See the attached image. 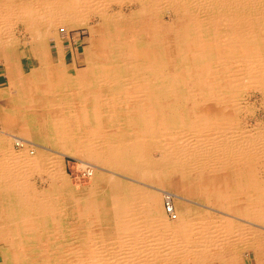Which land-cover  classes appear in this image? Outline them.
Instances as JSON below:
<instances>
[{
    "label": "bare ground",
    "instance_id": "bare-ground-1",
    "mask_svg": "<svg viewBox=\"0 0 264 264\" xmlns=\"http://www.w3.org/2000/svg\"><path fill=\"white\" fill-rule=\"evenodd\" d=\"M127 2H138L141 6L139 12L129 17L133 20V25L134 21L136 23L139 19L138 15L143 13L147 16L151 13L154 15L152 16L157 26V33L150 34L151 31H148L149 36L144 34L141 36L136 31L130 35L133 36L132 39L126 38L124 29L127 26L125 25L131 22L121 12H111V4L122 5ZM161 3L177 15V20H165L160 7L154 6ZM92 21H96L98 25L91 26ZM19 23L26 29L22 38L11 32L12 30L9 31L13 24ZM168 23L174 25L173 30L176 32L171 38L165 31ZM55 25L57 27L61 25L66 32H69L71 28L86 26L96 36L94 40H91L89 47H84L85 58L82 61L84 68L77 71L76 76H68L61 69L59 74L54 72L53 78L47 74L49 73L47 68L53 59V56L48 54L49 48L47 49L46 46V37L49 35L55 36L56 41L53 45L59 58L56 63L62 67L65 66L66 51L58 31L51 33L43 30L45 27L50 28ZM109 30L112 31L108 33ZM100 32L103 33L100 34ZM22 41L38 60L39 65L30 76H27L25 82L30 81L31 84H35V81L47 79V83L52 84L50 80L57 76L59 80L57 82H60L58 85L71 83V79L72 83L84 85L78 87V91H74L77 89L69 90L70 97L76 98L79 103L76 106L79 109L76 114L65 113L63 110L65 106L48 108L50 113L39 114L37 111L36 123H30L23 132L37 133L50 142L62 140L63 144L69 143L68 146L65 145L68 148L64 146L65 151L85 154V156L87 154L92 161H98L116 170L115 173L110 174L133 176L140 179V183L144 186L147 184L143 181L147 180L168 185L180 182L179 185L184 191L181 192L185 193L188 191L187 188L192 186L190 182L195 180L196 186L201 189V195L207 203L222 207V211H219L224 213L228 211L232 214H243L248 223L239 222L240 217L232 214H228L227 218L213 215L205 210L196 211V208L184 204L186 198L183 196L153 185L152 190L142 184L141 186L130 185L121 179L114 178L115 175L108 177L104 172L97 173L98 168H104L95 165V176L91 177L92 186L81 191L65 186L68 190L65 189L64 193L54 201L57 204L63 200L65 205L69 197L71 202L72 200L75 202V198L80 201L92 200L89 204H92L95 211L98 209L104 214L103 221L106 220L105 215L110 214V220L105 222L113 224L117 229L114 234L110 233V236L117 239L79 240L75 242L74 247L71 245V248L62 242L61 250L63 251H59L60 254L57 256L53 251L56 246L53 240H16L14 237H21L22 234L30 235L27 236L29 238L40 236L34 216L39 215L42 220H45L46 215L51 216L56 211L51 205V200L41 201L35 198L38 194L30 182L31 174L34 171L40 174L44 167H41L42 163H39L38 155L31 156L23 151L22 154L17 153L16 164L19 167L14 168L4 164L0 166V192L11 197L10 202H14V210L20 213L21 218L19 224L0 223V264H248L246 256H243L244 250L239 251L233 248L236 244L250 247L253 250L252 256H248L250 262L255 259V262L260 264L259 259L254 258L253 254L255 251L264 250V206L251 207V205L257 201H264V193L263 199L261 197L257 199L255 195L258 191H251L249 194L245 190L243 193L247 194L242 195L239 194L242 192L231 190L229 182L237 178H231L233 174H227L228 170L232 169L227 162L237 159L258 160L255 158L256 151H261L264 145V130L261 127H255L254 131L243 132L246 126H238L240 124L230 116L232 109L242 112L243 95L241 94L243 92L240 88H233L238 80L250 79L259 84L262 90L264 89V0H0V56L7 61L10 60L7 72L13 84L16 83L13 80L14 76H19L20 79L23 76L19 74L16 57L15 59L9 57H13L11 52H18L21 49ZM126 55L131 59L124 60L123 56ZM12 60L16 62L15 66L10 64ZM72 64L76 70L79 63L75 61L70 65ZM104 64H107V67ZM120 67H132L135 71L131 72L130 77L129 75L123 77L120 75L123 73L119 70ZM96 69L99 70L98 74ZM207 70L209 73H206ZM80 75H87L88 80L82 81ZM209 78H215L218 86L224 85V87L217 91L212 85L205 88L210 81ZM94 84L106 87L101 94H110L117 100L120 95L125 97V102L122 103L125 107L121 108L118 102L113 103V99L110 98L113 104L111 110L107 102L99 101L100 106L104 105V109L99 108L100 106H97L92 98L94 93L99 92L95 87L91 89ZM132 84L140 86L139 93L143 90L147 98L152 101L150 104L155 114H147L148 111L145 109L147 101L145 103L138 98L127 100L126 95L130 97ZM218 91H222L218 93L219 96L216 94ZM231 91L234 92L233 100H231ZM48 93L51 95L53 92L42 91L41 95H48ZM166 94L176 95L175 114L171 105L166 102L167 96H162ZM3 96H7V92L1 90L0 97ZM90 98L93 99L91 107ZM217 98L225 104L219 103L220 106H218ZM8 101L0 104L1 119L10 122L8 114L11 107ZM230 101L234 105L231 110ZM33 106L35 109H45L40 104L33 103ZM112 110L116 118L111 114ZM88 111L93 116L89 120L86 117L89 114ZM30 115L33 114L30 113ZM174 118L180 131H185L180 139L164 124L167 120L173 121ZM83 123L90 125V135L87 138H80L77 142L78 136L73 134L72 125L82 130ZM103 126L109 127V131L111 128L115 131L117 129L118 135H102L100 132L99 137L98 129L102 130ZM124 131L128 132V135L121 133ZM17 139L24 140L25 147L34 145L33 142L20 136L13 138V140ZM73 139L74 141L71 142ZM83 141L87 143H83V148H78ZM96 141H98L97 144ZM162 141L166 143L163 146L165 149L158 159H154L144 150V158L140 159L142 158L141 145L144 142H148V148H151V142L159 144ZM179 141V145L173 144ZM259 144L262 149L259 147L260 149L257 150ZM142 147L146 148V145ZM74 148H77L78 152ZM263 152L264 150L262 154ZM57 155L55 153V157ZM61 158L51 163L50 167H47L48 170H45L51 179L63 175ZM242 166L241 169L233 168L231 173L240 171L243 176L238 179H244L242 177L246 176L247 184H254L255 174L250 170L251 166ZM205 190H211L214 193H206ZM165 193H169L172 197L173 210L176 213V218L170 219L173 222L165 218L167 215L163 207ZM239 196L241 198H238ZM238 201L249 203H246L248 207L242 208L241 212L236 211L238 207L234 205ZM99 204L102 206L101 209L97 208ZM205 206L209 207V205ZM27 213L28 215L25 216ZM73 213L76 214L75 209ZM229 215L237 220L228 222ZM7 219L8 216H5L1 209L0 222ZM107 235H109L107 232L104 233V238ZM128 237L132 240H125ZM211 250L220 253L219 256L212 257L208 253ZM68 254L73 255V260H68Z\"/></svg>",
    "mask_w": 264,
    "mask_h": 264
},
{
    "label": "rangeland",
    "instance_id": "rangeland-1",
    "mask_svg": "<svg viewBox=\"0 0 264 264\" xmlns=\"http://www.w3.org/2000/svg\"><path fill=\"white\" fill-rule=\"evenodd\" d=\"M162 4L163 3L156 4L154 6L155 7H160V10H161L162 15L164 16L165 20L166 21H170L171 19L177 20V15L173 14L171 9H169L167 6L162 5ZM140 10H141V6H140V4L138 2H127V3H124L122 5L121 4H116V3H112L111 4V12H121L131 22L130 24L128 23L127 25H125L127 27L124 29L126 31V35H127L126 38H128V39L129 38L132 39L133 36H130V35H133V33L136 32V31L139 34H141V36H144V35L145 36H149V32L148 31H151L150 34H152V32L157 33L156 32L157 26H156V24L153 21V16L154 15L151 14V13L147 14V16L143 15V13L138 15L139 19L136 20V23L134 21V25H133V20H130L129 17H131L135 12H137V11L139 12ZM94 25H98L96 21H92L91 26H94ZM56 27H57L56 25L55 26H51L50 28L45 27L43 30L50 31L51 33L52 32L54 33L55 31H58V34L60 35V37L63 40V46L65 47V51L71 49L72 52L75 53L76 63H79V64L77 65V69L75 70V68H73V64L70 65L71 64L70 60H66L65 61V66H63V67L61 65H59L58 63H56L59 58H58L57 50L55 49V47L53 45V44H55V41H56L55 40V36H54V34H52V35H49V36L46 37V46H47V49L49 48L47 50V51H49L48 54L50 56H53L51 65L49 64V66H48L49 68H47V71H49V73H47V74L49 75V77H51L53 74H55L54 72L59 74L61 71L64 70V73L66 75H68V76H70V75L76 76L77 75L76 73H78L80 69L84 68V65L82 63V61L85 58V54L83 52L84 51V47H89L91 45V40L92 39L94 40V38L96 36L92 33L93 31H91L89 29V27L87 28L86 26H82V27H79V28H71L69 30V32L68 31L66 32L65 28L62 27L61 25H59L57 28ZM173 28H174V25L172 26V24H169V23L167 24V29L165 31H166V34H167V36L169 38H171V36H173L172 34L175 32V30H173ZM9 31L14 32L16 35H18L20 38H22L21 36L23 34H25L26 29L24 28L23 24L19 23L17 25L13 24L11 26V28H9ZM110 31H112V30H109L108 33H110ZM102 33L103 32H100V34H102ZM47 40H48V42H47ZM23 46H25V47H23ZM27 51H28V46L24 45L23 41H22L21 49L18 52H14V51L11 52V55H13V57H9V58H13V59H15V57H16L17 64L19 65V66H17L18 67V71L20 72V73L19 72L18 73L20 74V76H23L22 79H20L21 77H19V76H17V77L14 76L15 79L13 78V80L16 82L15 84L11 83L10 79L8 77V72H7L8 66L7 65H8V61H10V60L7 61V59H5L4 57L0 56V91L2 90L3 92L4 91L7 92V96L0 97V104H1V102L3 103V102H6L8 100L10 101L11 109H9L10 112H9L8 115L10 116V120L12 121V122L11 121L7 122V120H5V119L2 120L1 119L2 118V114H1V107H0V166L4 164V165L9 166V167L17 168V167H19L16 164V161H17V158H18L17 157V153H20V152L24 151L23 153L29 154L28 150L29 149H34V154H29V155H31V156L32 155L33 156L38 155V161H39V163H42L41 167L42 168L44 167L43 169L41 168L42 170L40 171V174H39L38 171H34L31 174L30 182H31V184L33 186L34 191L36 192V194H38L37 197H35V198L37 200L40 199L41 201L42 200L43 201L51 200L50 201L51 205H53V207H54V209L56 211L53 212L51 216L46 215L45 216L46 217L45 220H42V217L39 216V215L34 216V221L36 222V225H38V227H39V235L40 236H31L29 238L27 236H30V235L22 234L21 237L20 236H18V237L14 236V237L16 238V240H53V242L55 241L54 243L56 244V246L54 247L55 250L53 249V251L57 254V256H59V254H60L59 251L60 252L63 251V250H61V247H62L61 243L62 242L66 243V246L68 248L69 247L71 248L72 246L74 247L75 246L74 245L75 242H78L79 240H116L117 238H115L113 236H110V235L114 234V232L117 231V229L114 228L113 224H106V222H105L107 220H110L109 219L110 214H106L105 213L106 214L105 215L106 216V220L104 219V221H103L104 214L99 212L98 209L95 211V208H93L91 206L92 204H89V202H91L92 200L88 201V199H86V200H81L80 201V200H78V198H75V202L73 200L71 202V199H69L70 198L69 197L68 201L67 200L65 201V203H66L65 205L63 204V200L61 202L63 205L60 203V201L57 202V204H56V202L54 201L55 198L58 199V196L60 194H63L65 189L68 190L66 188L67 186H69L68 188H71V189L73 187L76 191H81V190L85 189L86 187L92 186L93 185L92 178L95 176L96 167H95V171H94V176L91 179H85V180H82L80 182H76L74 179H71L68 176V174L66 173V171H65V162L62 160L63 158L58 157V156L55 157L54 154H55L56 151L59 150L63 154H69V155L75 156L77 158L86 160L87 162L92 163L94 166L95 165L101 166L104 169H99L98 168L97 173H99V171H100V173L104 172L105 175L108 176V177L110 175H112V176L115 175L114 178L121 179V180L125 181L126 183H128L130 185H138V186L140 185L141 186V184H142V183H140L141 180L140 179L138 180L136 178H133V176L125 175V174L123 176L119 175V174H110V173H113V172L115 173L116 170L114 168L110 167V166H105L103 164H98V163H95L94 161H92L91 159L80 157V156L76 155L75 153H71V152L65 151L66 149L64 148V146L69 144V143H64L63 144L62 140L61 141H51L50 142V141H47V139L45 140L43 137H40L37 133L32 134L31 132L30 133L23 132V129L26 126L28 127L30 125V123L31 124H35L36 123L37 118H38V116L36 115L37 111H38L39 114H43V112L50 113L51 111L48 108H52L53 106H54V108H58V107H62L63 108V106H65L63 108L65 113L76 114L79 111V109H77L78 107H76V106L79 105V103H78V100L76 98L70 97V95H69L70 91L69 90L70 89H72V90L73 89H77L78 87H83L84 86L83 84H79V83L78 84L76 83L77 84V86H76L75 83H72V81H73L72 79H71V83L68 82L66 85H58L60 82H57V81H59V80H57V76H56V78L54 77L55 79L50 80L51 83L53 82L52 84H48L47 83V79L42 80V81H38V82L35 81L34 82L35 84H31L30 81L25 82L27 80L26 79L27 76H30L31 72L33 70H35L39 66L38 65V60L29 51L28 52ZM123 58H124V60H127V61L129 59H131V58L128 57V55L123 56ZM10 64L15 66L16 62H14V60H12L10 62ZM104 65H105V67H107V64H104ZM131 68H129V67H120L119 70L121 72H123L120 75L121 76L123 75V77L129 75V77H130L131 72L135 71V70H133V68L132 69ZM59 69H61V71ZM98 69H96L97 70V74L99 73ZM127 70H128V72H126ZM206 73H209V70H207ZM79 77H81L80 79L82 81L88 80L87 75H84V76L80 75ZM51 78H53V76ZM208 80H210V81H208V84L205 85V88H209L212 85L214 87V89L217 91V90H221L224 87V85L219 87L218 84H217L218 81L215 82V80H216L215 78H209ZM213 82H214V84H213ZM59 87H61V88H59ZM94 87L99 91V92H97L98 94L94 93V97L92 96V98L95 100V103H96L97 106L98 105L100 106V103H98L100 101L101 103L102 102H107L108 105H109L108 106L109 110H111V108H113L112 107V105H113L112 102L113 103L118 102L120 104L121 108L125 107V104H122V103L125 102V100H124L125 97H122L120 95L119 96L120 98L118 100L115 99V98L113 99V97L110 94H106V93L101 94L102 91H104V88H106V87L103 88V87H100V84H97V85L94 84L91 87V89H93ZM66 88L68 90H66ZM99 88L102 89V90L100 91ZM233 88L234 89L235 88H240L242 90V92H243L241 94V96L243 95L242 96L243 99H241L242 100L241 101V105H242V110L241 111L242 112H238L235 109H232L234 107V105L231 104L232 101H230V103H229L230 107H231L230 110L232 109L230 111V113H232L230 116L233 117V119H235V121L240 124L238 126H244V125L246 126L245 128H243V130H242L243 132L244 131L245 132H249L251 130L254 131L253 129L255 127H261V129L264 130L263 129L264 128V89L262 90V88H261V86L259 84H257L256 82H253L250 79H240V80H238V82H236L234 84ZM137 89H139L138 92H137ZM32 90H34L33 91L34 94L32 93ZM39 90H41V91H39ZM60 90H61V92H60ZM175 90H176V88H175ZM42 91H48V92L50 91V93H52V92L53 93L51 95L49 93H48V95H41ZM74 91H78V89L74 90ZM92 91H94V90H92ZM141 91H142V93H139L140 92V86H136V84L133 85V89L130 90V92H129L131 94L130 97H129V95H126V96L129 97V98L127 97V100L128 99L133 100L135 98H138V100H144L145 103L147 101V103H146L147 106L145 108L148 111L147 114L148 115L155 114L152 111L153 110V107L151 106L152 101L149 98H147V96L143 93V90H141ZM38 92H40V93H38ZM94 92H96V91H94ZM219 92H222V91H218L216 93L217 96H219V94H218ZM139 94H142V95H139ZM90 95H92V94H90ZM230 95H231V98H232L231 100H233L234 92L231 91ZM44 96L47 97V98L50 97L51 99L47 100ZM162 96H167L166 97V100H167L166 102L171 105V108L173 109V113L175 114L176 110H177L176 109L177 108L176 107V100H175L176 95L166 94V95H162ZM110 98L113 99L112 102H110ZM11 99H13V100H11ZM93 99H91V98L89 99L90 100V107L93 105ZM15 100H16V102H15ZM42 100H44V101H42ZM216 100H218L217 103H216V104H218V106H220L219 103H224L223 101H221V99L217 98ZM33 103L40 104L41 106L45 107V109L44 110L41 109V108H36L35 109V107L33 106ZM226 104H227V107H228L227 98H226ZM74 107H75V109H74ZM99 108H103L104 109V105L100 106ZM110 112H113V110L110 111ZM30 113L33 114L34 116L30 115ZM236 113H237V115H235ZM111 114L113 115V117H115V115H116L114 112L111 113ZM86 117H87L88 120H89V118L92 119V117H93L92 113L90 114V112H89V114ZM28 118H30V119H28ZM70 118H73V117H70ZM26 120H28L29 122L28 121L24 122ZM176 123H177L176 122V118H174L173 121H169L168 122V120H167V122L164 123V124L167 126V128H169V130H171L173 132V134L176 133L177 135H175V136L180 139L181 135H183V133L185 131L184 132L180 131L181 129H179V127H178V125ZM83 126H84L83 129L79 130L80 128L78 126L72 125L73 134L78 136L76 138L77 142H79L80 138H82V137L83 138H87V136L90 135V125L89 124L85 125L83 123ZM166 126H163V127H166ZM102 128H103L102 130L98 129V132H99L98 135L100 134V132H101L102 135H106V134L111 135V136L118 135L117 134L118 133L117 129L115 131L114 128H111L110 131H109V129H108L109 127H107V126H103ZM111 130H112V132H111ZM125 132L126 131L121 132V133H124L126 135L128 132H126V133ZM12 136H14V137H12ZM15 136H20L23 139L25 138L26 140L28 139L30 142H33L34 143L33 147H31V145H29L27 147H23L24 149H22V150L21 149H17L15 147V145H14L15 144L14 143L15 140H13V138H15ZM99 137H100V135H99ZM72 141H74V139L71 140V142ZM5 142H7V143H5ZM68 142H70V141H68ZM97 142L98 141H96V144H97ZM83 143H87V142L83 141ZM179 143H180V141L178 143L174 142L173 144L174 145L175 144L179 145ZM1 144L4 145V146H2ZM72 144H74V143H72ZM148 144H149L148 142H144L141 145L142 158H140V159L144 158V156H143L144 155L143 154L144 151L147 152L148 154L150 153V155L153 156L154 159H158L162 155V153H163V151L165 149V148H163V146L166 144L165 141H162L159 144L158 143L155 144V142H153V143L151 142V148H148ZM260 144H262V143H260ZM144 145H146V148L142 147ZM259 145H258L257 150L261 148V145L260 146ZM154 147H156V148H154ZM262 148H261L262 149L261 151L260 150L256 151L257 156H255V158H258V160L248 159V161L250 160L252 162L253 165H250L251 167H256V166L261 167L262 170H263V171L262 170L261 171H262V173L264 175V158H263L264 154H262V151L264 150V145H263ZM7 151H8V153H7ZM9 151H11V152H9ZM45 153H47V154H45ZM260 153H261V155H260ZM4 154H5V156H7V155L8 156L5 157ZM259 155H260V157H258ZM10 156H12V157H10ZM57 158H59V159H57ZM60 158H61V161H62L61 162V167H63V168L61 169V171H63V173H62L63 175L60 176L59 178L51 179L50 175L45 170H48V168L50 167L51 163H54V161L55 162L59 161ZM5 159H7V160H5ZM10 160H12V161H10ZM1 161H2V163H1ZM248 161L247 160L240 161V159H237L235 161L232 160V161L227 162V164L230 165V167H232V169L230 171L228 170L227 174L228 175L233 174V175H231V178H237V179H233V180H231L229 182V188L231 190L234 189L235 192L236 191L242 192V193H239V194H242V195L247 194V193H243L244 192L243 189H239L241 184H242V182H243V184L245 182H247V180L245 179L246 176L242 177L244 179H238V177L243 176V175L240 174V171H236V172H233V173H231V171L234 170L235 168L241 169L242 165H243L242 167H244V166L246 167V165L248 166L249 163H251L250 161L249 162ZM255 164H258V165H255ZM110 169L112 170V172H111ZM38 170H39V167H38ZM121 174H123V173H121ZM237 175H239V176H237ZM152 181L151 180L143 181L147 185H145V186L143 184L142 185L144 187H146L147 189L150 188L151 190H152L151 187L153 185L155 187H158V188H161V189H164V190H167V191H172L173 193L178 194L179 196H183V197L186 198L184 200V204H186L188 206L190 205V206L196 208L197 209L196 211L200 210V211L203 212L205 210V211H209L213 215L227 217V218H228V214H232V213H229L228 211H226L225 213L221 212L222 211V207L213 206V205H210L209 203H207L205 201L206 199H204V197L201 195L202 194L201 193V189L198 188V186H196L197 185V181H195V180L193 182L192 181L190 182L192 186L188 187V186L185 185L186 187H188L187 188L188 191L185 192V193H182L184 191L181 188V186L179 185L180 182H178V183L177 182H173V183H170L169 185L163 183L164 184L163 185V184H160V183L157 184V182H155V181H153L154 182L153 183ZM148 184H151V185H148ZM205 191H206V193H208V192L214 193V191H211V190L210 191L205 190ZM247 191L250 194L252 190L247 189ZM41 192H42V194H41ZM199 193H200V196H198ZM47 194H50L51 196L49 197V195H47ZM106 196H108V194H106ZM122 197H124V196H122ZM187 198H188V200H187ZM238 198H241V196H239ZM0 199H1L0 200V210L2 209L4 215L8 216L7 221H2L0 223H2V224H6L7 223V224H12V225L17 224V223L19 224L21 222L20 213L19 212L18 213L15 212V210H14L15 209L14 208V206H15L14 202H12V201L10 202L11 197L0 192ZM226 199L228 200V198H226ZM211 200H213V199H211ZM2 201H4V202H2ZM94 202L95 201L93 200V203ZM239 202H241V201H238L237 204H239ZM5 204H8L9 207H8V205H5ZM107 204H108L107 206L109 207V202H107ZM247 204H249V203H247ZM113 205H115V203ZM205 205H209V207H206ZM97 208L101 209L102 208L101 204H99V207H97ZM73 209L76 210V214L73 213ZM219 210H221V211H219ZM99 213H101L100 218H99ZM196 214H198V213H196ZM27 215H28V213L25 214V216H27ZM232 215L233 216L235 215V216H238V217L241 216V217H243V219H245L244 221H246V217L243 214L237 215L236 213H233ZM233 216L229 215V219L226 218L228 220V222H231L232 220L233 221L236 220ZM93 218H97V219L93 220ZM165 218L167 219V221L173 222V221L170 220V218L167 215H165ZM178 219H179V216H178ZM86 220H88L89 222L86 221ZM140 222L142 223V221H140ZM64 223H66V224H64ZM234 223L235 222H233V224ZM244 223H248V222H244ZM258 224H261V223L258 222ZM78 225H80V226H78ZM107 226H108V228H107ZM65 227H67V228H65ZM19 231L20 230H18V232ZM106 232L109 235L105 236V238H104V233H106ZM129 233H131V232H129ZM108 236H110L111 238L110 237L108 238ZM125 240H132V239L128 237ZM58 241H60V242H58ZM256 241H259V240H256ZM58 247H59V250H58ZM233 248L238 249L239 251H243L244 250L243 256H246V260H247L248 264H257L255 262L256 260L254 258H258L259 259L258 262L260 264H264V250H261L262 252H259V251L256 252L255 251L254 254H253V257H254L253 259L254 260H252L250 262V258L248 256H252V252H253V250L250 247L249 248L248 247H244L243 244H241V245L236 244V246H234ZM208 253L212 257H214L216 255L219 256V254H220V253H216L215 250H211L210 252L208 251ZM226 254H227V252H226ZM73 258L74 257H73L72 254H70L68 256V260L69 259L73 260ZM210 259H212V258L210 257ZM0 262H1V256H0Z\"/></svg>",
    "mask_w": 264,
    "mask_h": 264
},
{
    "label": "built area",
    "instance_id": "built-area-1",
    "mask_svg": "<svg viewBox=\"0 0 264 264\" xmlns=\"http://www.w3.org/2000/svg\"><path fill=\"white\" fill-rule=\"evenodd\" d=\"M17 140L14 141L15 146L19 148L26 146V142L24 140ZM65 171L71 179H74L76 182H80L85 179H90L94 175L95 166L83 159L73 156H66ZM172 203L171 195L169 193L163 194L164 211L170 219H175L176 213H174Z\"/></svg>",
    "mask_w": 264,
    "mask_h": 264
},
{
    "label": "crops",
    "instance_id": "crops-1",
    "mask_svg": "<svg viewBox=\"0 0 264 264\" xmlns=\"http://www.w3.org/2000/svg\"><path fill=\"white\" fill-rule=\"evenodd\" d=\"M69 49V48H68ZM70 53V54H69ZM70 57V58H69ZM70 60V62L71 63H74L76 60V58H75V53L74 52H72V50L71 49H69V50H66V54H65V61L66 60ZM15 145V144H14ZM81 145V146H80ZM17 149H24V148H19V147H17V146H15ZM32 147V146H31ZM79 147H81V148H83L84 146H83V142L81 143L80 142V144H79V146H78V148ZM65 148H68V147H66L65 146ZM74 149H76V152H78L77 151V148H74ZM20 153H22V152H20ZM56 153V155L57 156H59V157H61L62 156V158H63V161L65 162V158H66V156H72V155H69V154H63V153H61L60 151H56L55 152ZM29 154H34V149H29ZM55 155V154H54ZM53 155V156H54ZM76 155H78V156H82V157H84V158H88V155L86 154V156H85V154H76ZM73 157H75V156H73ZM89 159V158H88ZM95 163H97L98 161H94ZM90 163V162H89ZM92 164V163H91ZM98 164H100V162H98ZM249 165H253L252 163H249ZM256 165V164H255ZM258 165V164H257ZM254 169V170H253ZM250 170L252 171V172H254V174H255V176H254V179H255V182H254V184H247V182H245L244 184H243V182H242V184H241V186H240V188L241 189H243L244 191L245 190H247V189H250V190H252V191H254V192H257L256 193V197H257V199H259L260 197H261V199H263V193H264V175H263V173H262V168L261 167H258V166H256V167H251L250 168ZM260 170V171H259ZM262 170V171H261ZM257 172V173H256ZM259 175V176H258ZM235 207H238L237 208V210L236 211H238V212H241V210H243L244 208H246V207H248L247 206V204L246 203H239V204H235L234 205ZM262 206H264V201L262 200L261 202L260 201H257V203H255V204H253V205H251V207H262ZM243 208V209H242ZM235 218V217H234ZM236 220H237V218H235ZM243 219V217H241L240 216V219H238V221H241V222H246V221H244V220H242ZM262 224V223H261Z\"/></svg>",
    "mask_w": 264,
    "mask_h": 264
}]
</instances>
